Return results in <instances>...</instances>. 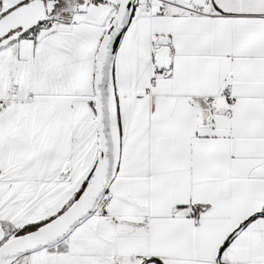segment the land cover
<instances>
[{
    "label": "snow or ice",
    "instance_id": "1",
    "mask_svg": "<svg viewBox=\"0 0 264 264\" xmlns=\"http://www.w3.org/2000/svg\"><path fill=\"white\" fill-rule=\"evenodd\" d=\"M0 264H264V0H0Z\"/></svg>",
    "mask_w": 264,
    "mask_h": 264
}]
</instances>
